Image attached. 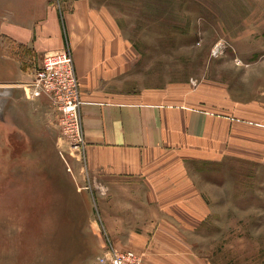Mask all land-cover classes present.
<instances>
[{
  "label": "rangeland",
  "instance_id": "obj_1",
  "mask_svg": "<svg viewBox=\"0 0 264 264\" xmlns=\"http://www.w3.org/2000/svg\"><path fill=\"white\" fill-rule=\"evenodd\" d=\"M93 3L137 51L132 71L118 77L123 91H201L220 114H233L232 123L264 129V0ZM4 20L0 0V31ZM3 37L0 32V264H94L106 252V239L124 251L119 247L139 236L112 239L105 227L100 231L99 225L114 220L104 218L103 210L122 214L126 230H143L158 221L154 215L161 201H151L152 186L137 185L117 189L116 202L98 200L102 185H90L76 159L61 153L54 105L36 104L20 93L19 103L11 106L12 87L25 93V82H5L15 77L16 61L29 73L40 64L34 51L10 48ZM239 108L247 119L234 117L232 110ZM252 142L218 159H186L180 188L184 196L201 197L210 215L183 228L174 214L178 202H172L174 230L155 236L149 229L143 235L147 248H139L143 254L136 243L126 250H135L140 264L146 255L147 264H264V140Z\"/></svg>",
  "mask_w": 264,
  "mask_h": 264
},
{
  "label": "crops",
  "instance_id": "obj_2",
  "mask_svg": "<svg viewBox=\"0 0 264 264\" xmlns=\"http://www.w3.org/2000/svg\"><path fill=\"white\" fill-rule=\"evenodd\" d=\"M60 2L68 9L67 13L60 12L56 0H2L5 20L0 32L4 35L3 43L10 48L19 45L34 51L39 64L46 53L66 45L73 49L82 82L81 112L87 140L85 162L76 160L81 177L88 179L90 185H102L99 201L116 202V190L120 187L152 186L151 201H161L154 215L158 221L149 227L155 236L174 230L172 202H178L179 211L174 214L183 228L189 229L201 222L211 211L204 209L197 194V197L184 196L186 191L180 188L186 159L213 160L223 154L243 151L253 146L255 139L264 140V129L256 128V131L250 125L241 127L232 123L233 114H220L201 91L184 92L174 88L146 89L142 93L123 91L118 77L130 73L138 61L131 40L110 25L106 13L93 0ZM7 59L15 58L8 55ZM21 64L16 61L15 77L5 82L30 80L34 71L22 70ZM20 93L21 98L27 99L22 88H11L8 97L11 106L17 104ZM47 102L46 97L35 100L36 104ZM232 112L236 114L234 117L242 119L249 116L241 108ZM103 217L114 219L106 223L107 227L99 225L100 231L105 227L112 239L119 234L139 236L136 238L139 241L122 248L118 246L120 250L136 243L137 252L142 253L139 248L147 245L143 235L149 232L148 228L128 231L120 220L122 214L116 212L103 210ZM150 244L155 249L153 242ZM156 248L164 254L163 246ZM144 261L148 263L147 255Z\"/></svg>",
  "mask_w": 264,
  "mask_h": 264
},
{
  "label": "built area",
  "instance_id": "obj_3",
  "mask_svg": "<svg viewBox=\"0 0 264 264\" xmlns=\"http://www.w3.org/2000/svg\"><path fill=\"white\" fill-rule=\"evenodd\" d=\"M60 12L67 13L60 0H56ZM63 18V16H62ZM27 99L46 97L54 105L61 128V153H68L77 161L85 162L87 140L82 117V82L77 73L73 49L66 45L60 50L46 53L40 66L31 79L24 83ZM64 156V155H63ZM65 157V156H64ZM66 160V159H65ZM69 165V170L72 167ZM106 252L98 256L94 264H140V255L133 249L119 251L109 246L106 239Z\"/></svg>",
  "mask_w": 264,
  "mask_h": 264
}]
</instances>
